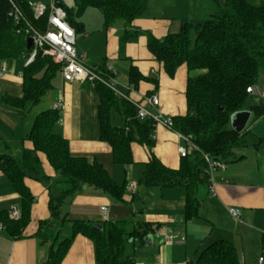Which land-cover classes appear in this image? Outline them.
I'll use <instances>...</instances> for the list:
<instances>
[{"label": "crops", "instance_id": "crops-1", "mask_svg": "<svg viewBox=\"0 0 264 264\" xmlns=\"http://www.w3.org/2000/svg\"><path fill=\"white\" fill-rule=\"evenodd\" d=\"M29 1L44 4L50 2ZM146 3V13L135 21L130 23L118 19L125 22V27L118 26V20L106 25L102 12L97 9L102 14L110 38L121 36L126 44L131 40V47L124 55L130 58V62L122 61V56L115 54L103 56L100 58L102 60L92 63L87 62L93 66L103 63L112 65L116 72V87L133 98L143 99L157 93L160 97L158 109L164 116L185 115L188 111V73L180 68L174 77L168 76L148 50V34L162 38L168 33L177 32L183 20L203 18L218 11L225 0H146ZM86 9L79 19L81 26L76 29V32H82L83 37H89L93 32L89 27L90 21L85 18ZM143 43L146 53L143 49H140L142 53L139 52ZM76 48L87 58V50L81 44H76ZM116 65L122 74L125 73V78L119 79ZM2 67H6L7 71L0 79V154L20 160L23 148L29 145L26 138L36 116L46 109H34L38 103L16 107L8 101V98L18 99L23 96L25 55L9 61L0 59V70ZM132 67L144 76L136 87L130 83ZM56 81L52 103L57 97V90L63 88L66 105L62 111L63 121L56 123L54 131L69 140L70 151L74 156H84L89 162L101 163L115 182L124 185L123 200L116 201L90 184H84L66 197L60 217L41 227L42 222L51 218V190H58L64 185L61 177L43 157L42 167L46 177L29 180L34 194L31 220L20 238L14 239L5 230L0 231V261L6 264H44L50 248H56L57 243L72 234L75 221L92 225L104 221H127L132 227L144 224L151 227L147 236L150 239L136 247L132 253L136 264H204L208 247L220 241L233 245L237 264H257L259 256L264 255V144L238 148L232 158L222 160L225 168L220 167L213 173L216 193L209 190L210 181L197 185L194 192L199 203L197 215L187 219V191L183 186L145 185L144 171L151 151L146 145H133L132 163H115L111 147L100 139V98L91 84L65 82L61 74L54 83ZM93 90L98 96L97 111ZM52 103L47 109H51ZM246 129L264 138V116L255 117V121ZM152 139V152L155 156L165 166L178 169L183 160L178 147L184 142L165 126H158L155 138ZM191 150L189 148L188 153ZM131 183L136 185L133 193L128 190ZM12 206H20V197L12 182L0 170V211L7 213ZM102 206L109 208L107 219L101 214ZM231 207L239 209L238 218L230 214ZM171 232L175 238L168 245L165 237ZM62 264H97L94 243L87 237L77 235Z\"/></svg>", "mask_w": 264, "mask_h": 264}, {"label": "trees", "instance_id": "trees-1", "mask_svg": "<svg viewBox=\"0 0 264 264\" xmlns=\"http://www.w3.org/2000/svg\"><path fill=\"white\" fill-rule=\"evenodd\" d=\"M12 1L20 7L30 25L43 31L46 29L49 9L36 17L29 0ZM74 1L76 10L69 9L63 0L60 4L66 10V20L76 28L81 26L79 19L88 7L99 9L106 25L118 19L131 23L147 11L146 0ZM11 12V1L0 0V59L7 61L29 54L26 48L27 23L16 21ZM147 47L168 76L174 77L180 68L187 71L188 111L173 119L175 128L190 135L198 149H192L183 157L178 169L165 166L152 152L153 122L137 118L133 105L97 84L94 89L100 98V139L111 147L114 161L120 165L134 161V144L146 145L151 151L144 171L145 185L183 186L187 191L185 216L190 219L198 211L199 203L194 193L197 185L210 180L204 154L228 160L238 148L264 144V138L255 136L251 131L237 132L232 127L234 115L245 111L249 99L253 102L248 111L256 118L264 116V102H256L247 92L249 86H259L260 71L264 68V0H225L218 11L203 18L183 20L177 32L162 38L149 33ZM104 66L105 63L101 64V67ZM61 71L62 66L40 50L35 60L24 67L23 96L8 98V101L16 107L39 103L54 87ZM129 76L130 83L135 87L144 78L135 67L131 68ZM114 112L124 118L123 125L113 123ZM59 117L60 113L52 109L36 116L26 138L29 145L23 148L20 160L0 154V170L12 182L20 197L19 220H11L5 211H0V222L14 239L22 236L31 220L34 194L29 180L46 177L42 167L43 157L64 185L58 190H51V218L42 222L41 227L60 217L66 197L84 184H90L116 201L123 200L125 186L115 182L101 163L89 162L84 156H74L69 140L54 131ZM99 224L102 229L84 221H75L72 234L56 248H50L44 264H62L77 235L94 243L97 264H136L132 253L136 247L146 243L150 225L132 227L127 221H104ZM208 250L204 264H237L236 252L230 242L213 243Z\"/></svg>", "mask_w": 264, "mask_h": 264}, {"label": "built area", "instance_id": "built-area-1", "mask_svg": "<svg viewBox=\"0 0 264 264\" xmlns=\"http://www.w3.org/2000/svg\"><path fill=\"white\" fill-rule=\"evenodd\" d=\"M12 3L11 15L16 21L24 20L27 23L26 33L33 39V46L29 50V54L25 56V66L32 63L37 53L42 50L45 55L51 57V59L62 66L61 76L65 82H88L93 88L97 84H101L110 89L114 95L118 98L129 102L136 109V116L140 120H151L154 126V133L152 137L155 138L156 128L158 126H165L168 129L173 130L178 138H180L184 144L178 147V151L181 157L188 155V149H198V147L192 141L190 135H186L181 131L177 130L174 126V119L170 116H164L158 109L160 105V97L157 93H152L145 96L143 99H136L120 91L115 84V70L110 64H105L104 67L101 65H90L87 62L86 56L80 53L77 48V37L76 29L66 20V10L60 4L61 0H50L49 3H35L29 1L30 6L33 8L35 16H42L47 9H49V15L47 20L46 29L40 30L30 25L25 18L23 11L20 7L10 0ZM7 71L6 67H2L0 70V79L4 76ZM247 92L252 96L256 102H264V89L258 85H252L247 88ZM66 101L64 97L63 88L57 90L56 100L52 103L51 109L58 111L60 117L58 122L63 121L62 111L65 108ZM208 165V172L210 177L209 190L212 193H216V184L213 180V173L218 168H225V163L218 159L204 154ZM136 185L131 183L128 185L130 193L135 192ZM230 214L238 218L240 211L237 208H229ZM8 217L11 220H19L21 218L20 208L12 206L7 211ZM102 216L107 219L109 217V208L107 206L101 207ZM5 226L0 222V231H4ZM175 234L169 233L165 237V243L170 245L173 243ZM0 264H6L0 261ZM220 264V263H211ZM257 264H264V255H260Z\"/></svg>", "mask_w": 264, "mask_h": 264}, {"label": "rangeland", "instance_id": "rangeland-1", "mask_svg": "<svg viewBox=\"0 0 264 264\" xmlns=\"http://www.w3.org/2000/svg\"><path fill=\"white\" fill-rule=\"evenodd\" d=\"M45 2H48V0H43ZM63 3L66 4V6L69 9H74L76 10V5H75V1L74 0H63ZM85 18L87 20L90 21V26L91 30H93L92 34H90L89 37H83L84 35L82 34V32L78 31L76 34L77 37V44H81V46H83L85 48L86 53L88 54L87 56V60L92 63L93 61L96 60H102L100 59L101 57H110V54H115L116 56H122L121 59L122 61H127L128 63L130 62V58L126 57L124 55L127 54V52L129 51L130 47H131V43L130 41H128V43L126 44V41L121 39V36L115 37V38H110L108 35L109 33L107 32V28L104 26L103 24V17L102 14L99 10H97L96 8L93 7H88L86 9L85 12ZM117 25L118 26H122L125 27V22L122 20H118L117 21ZM116 27V25H113ZM124 30V29H123ZM124 32H122L123 34ZM118 38V39H117ZM140 45V44H139ZM142 45V43H141ZM140 49H143L144 53H146V46L143 43V46H141L139 48V52L142 53V51ZM108 54V55H107ZM115 69L118 72V76L119 79H123L125 78V73L122 74V70L119 68V66L116 65ZM192 74H195L194 72ZM57 81L54 83V88L49 90L41 99V101L34 106V109H38V110H44L47 109L50 104L52 103V97L54 95V90L56 88ZM259 86H261L262 88H264V68L261 69L260 71V76H259V82H258ZM119 87L121 89H123L120 85ZM93 96L95 98V110L97 111V103H98V96L96 94V91L93 90ZM56 100V99H55ZM253 101L251 99L248 100L247 105H246V109H249V106L251 105ZM43 108V109H42ZM97 118V116H95ZM123 119L121 116L119 117V115L117 113L114 112L113 114V123L116 125L121 126L123 124ZM255 121V116H251L249 122L247 123V127H250L252 125V123ZM20 208V206H17ZM11 208V207H10ZM63 232H62V238H63ZM61 238V239H62ZM58 245V243H57ZM56 245V246H57Z\"/></svg>", "mask_w": 264, "mask_h": 264}, {"label": "water", "instance_id": "water-1", "mask_svg": "<svg viewBox=\"0 0 264 264\" xmlns=\"http://www.w3.org/2000/svg\"><path fill=\"white\" fill-rule=\"evenodd\" d=\"M75 29H77L75 27ZM27 50L29 51L33 46V39L31 36L27 37ZM252 116V113L248 110L240 111L234 115V118L232 120V127L237 132H242L246 129L247 123L249 122L250 118ZM96 227L99 229H102L101 224H96ZM150 238L146 237V241H148Z\"/></svg>", "mask_w": 264, "mask_h": 264}]
</instances>
